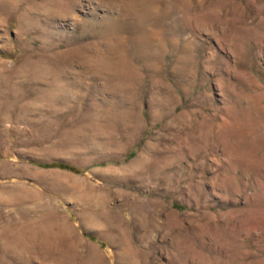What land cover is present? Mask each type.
I'll use <instances>...</instances> for the list:
<instances>
[{
    "label": "rangeland",
    "instance_id": "1",
    "mask_svg": "<svg viewBox=\"0 0 264 264\" xmlns=\"http://www.w3.org/2000/svg\"><path fill=\"white\" fill-rule=\"evenodd\" d=\"M0 264H264V0H0Z\"/></svg>",
    "mask_w": 264,
    "mask_h": 264
},
{
    "label": "trees",
    "instance_id": "2",
    "mask_svg": "<svg viewBox=\"0 0 264 264\" xmlns=\"http://www.w3.org/2000/svg\"><path fill=\"white\" fill-rule=\"evenodd\" d=\"M42 166H58V167H62V168H67L73 171H81L78 168L73 167L72 165H69L67 163H62V162H58V161H53V162H49V163H41Z\"/></svg>",
    "mask_w": 264,
    "mask_h": 264
}]
</instances>
